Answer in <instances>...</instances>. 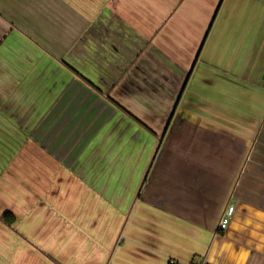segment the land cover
I'll use <instances>...</instances> for the list:
<instances>
[{
    "label": "crops",
    "instance_id": "obj_1",
    "mask_svg": "<svg viewBox=\"0 0 264 264\" xmlns=\"http://www.w3.org/2000/svg\"><path fill=\"white\" fill-rule=\"evenodd\" d=\"M0 264H264V0H0Z\"/></svg>",
    "mask_w": 264,
    "mask_h": 264
},
{
    "label": "built area",
    "instance_id": "obj_2",
    "mask_svg": "<svg viewBox=\"0 0 264 264\" xmlns=\"http://www.w3.org/2000/svg\"><path fill=\"white\" fill-rule=\"evenodd\" d=\"M233 212H234V206L233 205L228 206V208L225 210V212L223 213L220 219V222H219L220 229L224 230L228 227V224L233 215Z\"/></svg>",
    "mask_w": 264,
    "mask_h": 264
},
{
    "label": "rangeland",
    "instance_id": "obj_3",
    "mask_svg": "<svg viewBox=\"0 0 264 264\" xmlns=\"http://www.w3.org/2000/svg\"><path fill=\"white\" fill-rule=\"evenodd\" d=\"M9 39L10 40H14V39H16V37L15 36H12V37L9 36ZM2 49H3L4 52H6L7 50H9V51H15L16 50L15 49V45H11L9 43V41H4L3 42Z\"/></svg>",
    "mask_w": 264,
    "mask_h": 264
},
{
    "label": "trees",
    "instance_id": "obj_4",
    "mask_svg": "<svg viewBox=\"0 0 264 264\" xmlns=\"http://www.w3.org/2000/svg\"><path fill=\"white\" fill-rule=\"evenodd\" d=\"M3 220L7 223V224H13L15 222V216L10 213V212H7L4 214L3 216Z\"/></svg>",
    "mask_w": 264,
    "mask_h": 264
}]
</instances>
